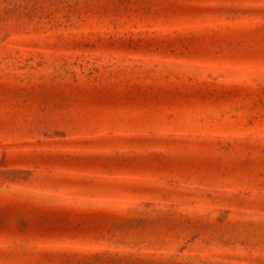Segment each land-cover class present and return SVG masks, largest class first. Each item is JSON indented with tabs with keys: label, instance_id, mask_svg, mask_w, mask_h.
<instances>
[{
	"label": "rangeland",
	"instance_id": "1",
	"mask_svg": "<svg viewBox=\"0 0 264 264\" xmlns=\"http://www.w3.org/2000/svg\"><path fill=\"white\" fill-rule=\"evenodd\" d=\"M0 264H264V0H0Z\"/></svg>",
	"mask_w": 264,
	"mask_h": 264
}]
</instances>
